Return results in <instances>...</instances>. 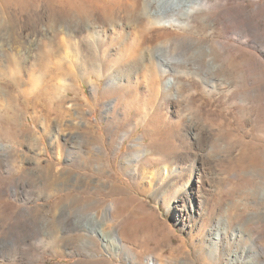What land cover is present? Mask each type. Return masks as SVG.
Instances as JSON below:
<instances>
[{"label": "rangeland", "instance_id": "obj_1", "mask_svg": "<svg viewBox=\"0 0 264 264\" xmlns=\"http://www.w3.org/2000/svg\"><path fill=\"white\" fill-rule=\"evenodd\" d=\"M55 1L0 0V26L17 27L19 24L36 22L38 15L47 11L49 5ZM230 5L237 9L235 15L238 16L237 21L230 26H209L202 17L222 8L217 6L211 10L209 6H205L201 18H196L199 13L193 14L188 30L176 24L168 26L167 29L173 36L178 33L198 44L217 49L221 43L223 51L226 52L225 58L221 60L229 64L228 66H233L234 82L229 85L227 77L220 76L224 79L217 81L221 87L215 92H208L200 77L189 73L190 71L184 70L189 74L183 81L187 80L192 86L185 93V97L193 98L190 101L192 112L201 110L203 116L216 119L215 125L209 126L210 128L206 126L214 138L220 135L223 140L219 150H211V144L205 148L210 155L213 154L211 161L198 163L204 171L201 177L208 208L218 209L220 206L233 204L242 212L235 222V226H240L250 213H259L264 208L258 199L264 192V0H230ZM258 5H261L262 12L256 10ZM242 6L248 7L245 12L241 10ZM121 18L125 19L123 15ZM73 20L77 23L78 19ZM41 27L38 33L30 30L13 33L10 29L0 32V146H5V149H0V264H91L89 262L93 261L94 255L86 250L91 245L74 239L80 235L74 226L75 222L89 210L81 209L71 200L64 203L63 210L61 207L56 210L55 216L61 227L58 236L65 237L67 243L55 244L47 234L50 231L48 226L46 232L40 229L42 223L49 222L53 217L50 210L56 202L68 192L76 194L83 191L74 185V177L78 173L99 175L84 164H78L75 158L76 140L71 135L88 133L90 126L86 123L89 122L108 145L107 131L113 121L112 110L108 105L111 99L120 97L121 102H128L126 104L123 101L120 109L126 111L132 108L134 112L136 109L155 105L158 90L152 84L154 82L150 83L146 79H142L139 87L137 86L139 91L136 96L135 93L127 94L123 86L128 84L122 77L116 79L115 84L108 77L95 75L90 80L78 79L74 74L77 72L76 67L71 62L61 60L68 47L62 42L65 35L61 34L53 40V34L44 35L46 28L43 25ZM19 36L24 41L23 46H19L16 41ZM74 42L75 39L72 38L71 49L65 53L70 60L75 59ZM51 48L58 50L56 56L50 54ZM114 48L112 53H120L124 49L117 44ZM184 50L186 48L178 47L172 52L173 57H178L173 62L179 67L195 70L193 63L179 60ZM219 51L218 49V54ZM189 53L191 54L190 49ZM117 55L113 57L114 61L109 62V66L116 64V59L119 60L120 56ZM72 70H75L74 73ZM167 75L168 73L162 74V85L165 88H168ZM196 81L200 82L197 88L193 87ZM67 92L70 95L67 96ZM46 105L52 109L59 106L61 109L60 116L56 113L52 115L49 132L48 121L42 113ZM175 121L176 119L172 120ZM155 127L152 124L149 131H153ZM127 129L128 127L123 126L121 130ZM145 133L144 125H141L135 132V137H143ZM130 138L131 135L126 136L123 144L117 146L115 151L109 149L108 157L115 160L118 167L120 159L128 155ZM177 141L168 142L167 148L170 149L174 144L179 147L180 152H185V145ZM141 161L142 172L146 176L157 170V165L151 161L145 162V158ZM173 161L172 159L167 163ZM185 163L188 167L193 164L192 161ZM47 165L55 167L53 173L56 175L69 177L68 180L61 179L56 183L55 189L58 190L54 195L52 189L38 185L40 180L47 177ZM123 177L124 184L135 179L130 172L124 173ZM153 180V187L146 189L144 182L137 178L135 190L139 192L138 198L143 204L148 205V208L150 206L160 218H153L151 231L133 249L142 253L143 257L154 258L163 264L200 263L196 249L198 241L202 239L200 226L210 215L201 216L197 213L195 216L196 212L191 207L189 214L192 220H196V224L192 230H181L168 214L169 198L155 194L160 186L159 176L153 177ZM139 201L131 206L139 214L137 218L144 212L142 206L138 205ZM257 220L255 216L251 222L255 231L258 228L256 224H252ZM245 244L250 246V240ZM103 255L121 264V260L104 253ZM211 262L208 258L207 264H212ZM124 263L136 264L126 258Z\"/></svg>", "mask_w": 264, "mask_h": 264}, {"label": "bare ground", "instance_id": "obj_2", "mask_svg": "<svg viewBox=\"0 0 264 264\" xmlns=\"http://www.w3.org/2000/svg\"><path fill=\"white\" fill-rule=\"evenodd\" d=\"M210 1L212 0H56L49 5L47 11L38 15L36 22L19 24L17 27L0 26V32L10 29L13 33L27 30L38 33L43 25L46 28L44 35L53 34V40L61 34L65 35L61 40L65 47L68 45L66 51H70L71 39H75L73 51L75 59H68L65 51L61 60L71 62L74 68L76 67L77 74L74 73L75 70H72V73L78 79L90 80L95 75L108 77L115 84L116 79L122 77L128 84L123 86L126 90L123 89L129 95L135 93V96L138 94L137 86L142 79L150 83L154 82L152 84L157 87V102L155 101V105L151 108H139L134 112L132 108H128L122 111L120 105L123 106L121 103L124 100L121 102L120 97L111 99L108 105L112 110L113 121L107 131L108 145L104 143L103 137L98 136V130L94 131V126L91 127L89 122L86 123L90 126L88 133L71 135L76 140L75 158L78 164H84L99 175L76 173L74 185L83 191L76 194L68 192L56 202L50 210L53 217L49 222L47 221L48 223H42L40 229L46 232L48 226L50 231H47V234L55 244L67 243L65 237L58 236L61 227L55 216L56 210L65 207L64 203L68 200L73 201L83 210H89L73 224L80 233L74 239L91 245L86 249L92 256L94 255L93 261H88L91 264H118V261L108 259L103 253L121 260V264H125L124 258L136 264H163L154 258L143 257L142 253L134 250L143 236L151 231L153 218H160L150 206L149 209L148 205H144L138 198L139 192L135 190L137 178L144 182L143 185L147 189L153 187V177L157 175L160 186L155 194L169 198L168 214L173 217L175 224L181 230H192L196 224V220H192L189 214L191 207L196 212L195 216L197 213L201 216L210 215V218L200 226L202 239L198 241L199 245L196 247L199 253L198 264H207L208 258L212 260V264H264V208L259 213H250L251 215L249 214L240 226L237 224L235 226V222L242 212L233 204L220 206L218 209L208 208L201 177L204 171L199 164L207 163L212 159L213 154L210 155L211 153L205 148L211 144V150H219L223 140L220 135L214 138L211 130H208L209 126L215 125L216 119L203 116L201 110L192 112L190 101L193 98L185 97V93L192 89L187 80V83L183 81L189 73L198 75L202 84L211 93L220 89L221 85L217 81L224 79L220 76L227 77L229 85L234 82L233 66H228L229 64L221 60L225 58L226 53L221 43L218 54L217 47L198 44L191 38L181 37L178 33L173 36L167 29L168 26L176 24L188 30L192 24L193 14L199 13L196 18H201L205 6H209L211 10L217 6L222 8L216 13L202 17L209 26L221 24L230 26L237 21L238 16L235 15L237 9L230 5V0H214L213 3ZM260 6L258 5L256 10L262 12ZM245 8L248 7L242 6L241 10L245 12ZM122 15L125 19L121 18ZM74 18L78 19L77 23H74ZM16 41L19 46H23L24 41L20 36ZM116 44L124 48L120 53H112ZM178 47L186 48L182 51L179 60L193 63L195 70L175 65L173 61L178 60V57L176 55L173 57L172 52ZM57 52L58 50L51 48L50 54L55 55ZM116 54L120 56L119 60H115L119 65L109 66V62L114 61L113 57ZM184 70L190 72L186 73ZM167 73L168 88H165L162 85L164 80L162 74ZM197 83H194L193 87H199L200 82ZM68 95L70 92H67ZM48 105L44 107L42 113L48 121L49 132L52 115L56 113L60 116L61 111L59 106L53 110ZM188 111L189 113H186ZM173 119L176 121L172 122ZM152 124L156 127L153 131H149ZM141 125H144L146 133L143 137L137 138L135 132ZM123 126L128 129L121 130ZM181 127L184 128V133ZM128 135H131L129 152L120 159V167H118L116 161L108 157L109 149L115 151ZM176 140L185 145V152H180L179 147L174 144L170 149L167 148L168 142L174 143ZM0 149H5V146L1 145ZM142 158H145V162L151 161L157 165V170L148 176L146 173L143 174V163H140ZM172 159L174 160L172 163H167ZM188 161L193 162L192 166L188 167L185 163ZM53 165H47V177L40 180L38 185L52 189L54 195L58 190L55 189L56 183L61 179L68 180L69 177L64 178L53 173L55 168ZM128 172L133 173L134 183L131 181L124 184L123 176ZM258 199L264 206V192L258 196ZM138 200H140L138 205L144 210L139 218H137L139 214L131 208ZM255 216L258 220L252 225L256 224L260 231L257 228L255 231L251 226ZM249 240L250 246L245 244Z\"/></svg>", "mask_w": 264, "mask_h": 264}]
</instances>
